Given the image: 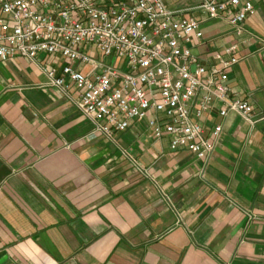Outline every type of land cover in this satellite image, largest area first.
Here are the masks:
<instances>
[{
    "label": "crops",
    "instance_id": "crops-1",
    "mask_svg": "<svg viewBox=\"0 0 264 264\" xmlns=\"http://www.w3.org/2000/svg\"><path fill=\"white\" fill-rule=\"evenodd\" d=\"M160 1L199 21L190 50L206 64L235 45L226 84L253 123L211 112L203 125L221 131L203 162L144 120L93 133L77 93L40 68L59 75L58 56L0 61V264H264V0L238 31L199 0Z\"/></svg>",
    "mask_w": 264,
    "mask_h": 264
},
{
    "label": "built area",
    "instance_id": "built-area-1",
    "mask_svg": "<svg viewBox=\"0 0 264 264\" xmlns=\"http://www.w3.org/2000/svg\"><path fill=\"white\" fill-rule=\"evenodd\" d=\"M197 9L204 20L221 18L238 31L253 5L199 0ZM201 37L199 21L160 0H0V61L58 56L66 61L59 75L54 65L40 68L51 87L77 93L93 133L111 137L144 120L152 138L166 137L169 150L205 162L221 126L205 127L203 120L233 112L252 124L253 105L226 84L235 45L206 64L190 50Z\"/></svg>",
    "mask_w": 264,
    "mask_h": 264
}]
</instances>
